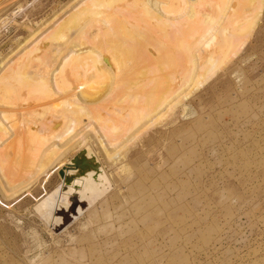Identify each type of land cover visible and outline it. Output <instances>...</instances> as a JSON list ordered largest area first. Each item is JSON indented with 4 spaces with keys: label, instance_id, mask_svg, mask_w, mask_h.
Instances as JSON below:
<instances>
[{
    "label": "rangeland",
    "instance_id": "rangeland-1",
    "mask_svg": "<svg viewBox=\"0 0 264 264\" xmlns=\"http://www.w3.org/2000/svg\"><path fill=\"white\" fill-rule=\"evenodd\" d=\"M192 3L0 0V264H264V0ZM71 15L136 52L97 108L39 93Z\"/></svg>",
    "mask_w": 264,
    "mask_h": 264
},
{
    "label": "bare ground",
    "instance_id": "bare-ground-1",
    "mask_svg": "<svg viewBox=\"0 0 264 264\" xmlns=\"http://www.w3.org/2000/svg\"><path fill=\"white\" fill-rule=\"evenodd\" d=\"M218 3L219 0H193L191 10L187 14V20L183 24L192 29L201 28L213 16ZM71 16L73 17L65 23L70 26V31L67 34L61 35L60 31L51 32L48 35L51 40L49 39L40 46L39 52L47 49L45 58H47L48 65L37 78L39 93L46 98H58L72 88L80 89L87 93V99L90 100L86 104L91 105L90 102L92 104L93 102H100L95 107L97 108L104 105L109 96L120 94L128 80L124 77L120 79L121 73L123 71L130 73V62H135L136 52L134 50L125 51L120 33L115 28L110 27L105 19L102 21L103 24L95 23L86 29L77 30L76 25L81 20L74 15ZM107 35L109 38L106 39L110 40L101 39L100 48L95 49L93 42H96L100 37H107ZM110 37L116 38V40L113 41ZM52 40L58 41V44L52 46ZM88 45H94V48L90 46V49H86ZM113 52L116 54L126 52V61L114 63L109 59V54ZM105 58L107 61H104ZM90 91L91 93H89ZM77 164L75 163L73 167H78ZM92 164L93 160L90 158L89 165ZM70 172L81 175L78 181L83 183H87L98 176L96 169L71 170Z\"/></svg>",
    "mask_w": 264,
    "mask_h": 264
}]
</instances>
